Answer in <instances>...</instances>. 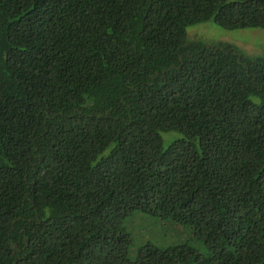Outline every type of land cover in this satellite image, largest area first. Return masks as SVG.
Masks as SVG:
<instances>
[{
    "label": "trees",
    "instance_id": "trees-1",
    "mask_svg": "<svg viewBox=\"0 0 264 264\" xmlns=\"http://www.w3.org/2000/svg\"><path fill=\"white\" fill-rule=\"evenodd\" d=\"M209 20L264 0H0V264H264V56Z\"/></svg>",
    "mask_w": 264,
    "mask_h": 264
},
{
    "label": "rangeland",
    "instance_id": "rangeland-1",
    "mask_svg": "<svg viewBox=\"0 0 264 264\" xmlns=\"http://www.w3.org/2000/svg\"><path fill=\"white\" fill-rule=\"evenodd\" d=\"M186 37L196 39L206 46L219 41L230 43L247 57L264 56V31L261 28L225 29L209 20L187 26ZM160 135L162 147L177 136L174 133H161ZM144 220L137 221L131 229L133 249L141 241H150L160 246L187 241L199 251L203 250L201 243L192 239L186 228L175 227L168 222L159 225L156 221Z\"/></svg>",
    "mask_w": 264,
    "mask_h": 264
}]
</instances>
